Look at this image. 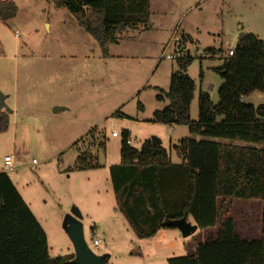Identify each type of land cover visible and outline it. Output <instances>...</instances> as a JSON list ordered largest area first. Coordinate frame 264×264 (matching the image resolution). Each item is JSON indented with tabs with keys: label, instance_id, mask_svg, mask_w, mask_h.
<instances>
[{
	"label": "rangeland",
	"instance_id": "374dc122",
	"mask_svg": "<svg viewBox=\"0 0 264 264\" xmlns=\"http://www.w3.org/2000/svg\"><path fill=\"white\" fill-rule=\"evenodd\" d=\"M2 1L15 3L18 12L8 22L0 20V89L11 95L9 105L16 111L0 134V172L4 158L13 156L7 173L48 233L50 256L74 253L62 227L73 208L82 214L87 245L97 255H109L107 264H168L215 237L219 223L187 238L177 229H164L157 237L139 239L116 208L109 168L120 163L124 131L133 148L158 139L172 164L181 163L175 152L179 139L202 138L187 126L153 122L154 113L169 104L157 100L159 90L168 92L171 75L180 71L178 58H194L186 75L196 85L191 120L198 121L199 93L219 102L223 80L216 70L240 35L264 41V0H150L148 25L121 35L108 56L74 16L51 0ZM210 50L218 54L211 56ZM171 55L176 59H167ZM246 103L264 105V93L252 94ZM54 105L64 110L55 113ZM85 151L103 167L77 170V156ZM224 205L236 235L261 237L264 201L233 199ZM95 234L103 240L98 249Z\"/></svg>",
	"mask_w": 264,
	"mask_h": 264
},
{
	"label": "trees",
	"instance_id": "16d2710c",
	"mask_svg": "<svg viewBox=\"0 0 264 264\" xmlns=\"http://www.w3.org/2000/svg\"><path fill=\"white\" fill-rule=\"evenodd\" d=\"M51 1L75 17L104 56L121 35L149 23L150 0ZM17 12L15 3L0 2V20L8 22ZM232 52L216 70L223 80L219 102L214 104L207 92L199 93L198 121L191 120L196 85L186 75L194 58H178L180 71L171 75L168 92L159 90L157 100H168L169 105L155 112L154 121L187 126L202 138L179 142L175 147L179 165L172 164L158 139L145 141L137 150L126 144L124 131L120 163L110 167L117 209L139 239H150L169 229L166 222L182 218L200 230L214 229L219 223L215 237L197 243L191 255L169 259L168 264H264V227L259 239H243L235 234L234 220L226 216L224 205L233 199L264 201V149L256 147L264 144V105L256 108L246 103L252 94L264 93V41L243 33ZM208 53L214 56L218 51ZM9 123V114L0 111V134ZM99 167L90 151L79 153L77 170ZM73 259L74 254L50 256L44 229L9 175L0 172V264H72Z\"/></svg>",
	"mask_w": 264,
	"mask_h": 264
},
{
	"label": "water",
	"instance_id": "95a60500",
	"mask_svg": "<svg viewBox=\"0 0 264 264\" xmlns=\"http://www.w3.org/2000/svg\"><path fill=\"white\" fill-rule=\"evenodd\" d=\"M7 96L0 92V111L9 112L6 104ZM82 214L73 208L63 220L62 227L74 248V259L72 264H107L110 256L107 254L97 255L87 245L84 237V226ZM169 229H177L184 238L192 236L198 231V226L188 221L187 218L169 221L165 223Z\"/></svg>",
	"mask_w": 264,
	"mask_h": 264
},
{
	"label": "built area",
	"instance_id": "2783aa9c",
	"mask_svg": "<svg viewBox=\"0 0 264 264\" xmlns=\"http://www.w3.org/2000/svg\"><path fill=\"white\" fill-rule=\"evenodd\" d=\"M233 54L232 51L229 52V57H231ZM167 59L170 60H175L176 58L174 56H167ZM112 137L113 138H118L119 134H117L116 132H112ZM127 145H132V142L130 140L126 141ZM33 164H36V161H33ZM4 168L5 169H12L14 167V157L13 156H6L4 158ZM103 244V240L99 238L98 234H95L93 236V245L96 249H98L101 245Z\"/></svg>",
	"mask_w": 264,
	"mask_h": 264
},
{
	"label": "crops",
	"instance_id": "0c3cea01",
	"mask_svg": "<svg viewBox=\"0 0 264 264\" xmlns=\"http://www.w3.org/2000/svg\"><path fill=\"white\" fill-rule=\"evenodd\" d=\"M0 91H1V89H0ZM2 92V91H1ZM4 95H6L7 96V99H6V104L8 105V107H9V112H7L8 114H9V119L11 118V115L13 116V113L15 112L16 113V111H15V109H14V111L10 108V105H9V99H10V97H11V95L9 94V93H4V92H2ZM194 102V101H193ZM193 104V103H192ZM169 105V104H168ZM191 109H192V105H191ZM54 112L56 113V112H59V111H62V110H64V107H60L59 105H54ZM155 114V113H154ZM153 122H155L154 120H153ZM170 127H173V126H175V125H169ZM128 138H129V135H128ZM182 139H184V138H182ZM182 139H179V141H178V144H179V142L182 140ZM129 140V139H128ZM79 148V147H78ZM78 157V156H77ZM171 162H172V158H171ZM100 167H103V166H101V165H99ZM7 170H10V169H5L4 167H3V169L1 170V172H5L6 171V173H7ZM8 174V173H7ZM109 174H110V168H109ZM115 201H116V199H115ZM29 205V204H28ZM30 207V206H29ZM31 208V207H30ZM116 208H117V206H116ZM118 210V209H117ZM31 211H32V209H31ZM33 212V211H32ZM33 214H34V212H33ZM35 215V214H34ZM35 217H36V215H35ZM36 219H37V217H36ZM38 220V219H37ZM189 221H191V220H189ZM192 222V221H191ZM40 225L42 226V228L44 229V227H43V225L41 224V222H40ZM218 225V224H217ZM217 227V226H216ZM162 230H164V229H162ZM162 230H160V231H162ZM199 230V229H198ZM210 230V229H209ZM44 231H45V233H46V235H47V240H48V243H49V239H48V233L46 232V230L44 229ZM160 231H158L157 233H156V235L154 236V237H157L158 236V234L160 233ZM154 237H152V238H154ZM151 238V239H152ZM203 243V242H202ZM48 246H49V244H48ZM195 247H196V245H195ZM195 252V248H194V250H193V252H192V254ZM72 254H74V253H72ZM68 255H71V254H68ZM168 263V262H167Z\"/></svg>",
	"mask_w": 264,
	"mask_h": 264
}]
</instances>
